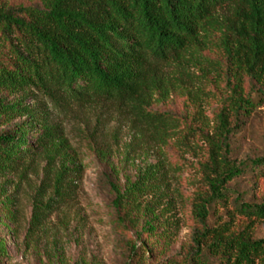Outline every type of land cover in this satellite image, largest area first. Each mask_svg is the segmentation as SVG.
I'll list each match as a JSON object with an SVG mask.
<instances>
[{
	"label": "trees",
	"instance_id": "trees-1",
	"mask_svg": "<svg viewBox=\"0 0 264 264\" xmlns=\"http://www.w3.org/2000/svg\"><path fill=\"white\" fill-rule=\"evenodd\" d=\"M190 67H198L206 82L224 84L212 134L199 103L205 85L195 81ZM0 87L32 98L38 93L55 108L107 105L142 138L158 143L168 142L180 119L153 111V102L185 94L199 120L188 125L189 132L210 148L202 165L206 188L193 201L199 228L184 258L158 263L147 245H132L122 264H264V238L254 235L264 222V201H245L228 186L244 176L264 179V157L232 159V137L264 100V0H0ZM22 105L0 101L2 123L13 113L32 120L0 133V171L34 157L52 140L49 122ZM37 126L42 132L34 137L35 147L27 136ZM108 155L101 152L120 221L122 210L139 208L138 198L161 179L159 171L146 170L122 189ZM218 210L229 219L211 227ZM6 255L1 247L0 258Z\"/></svg>",
	"mask_w": 264,
	"mask_h": 264
},
{
	"label": "rangeland",
	"instance_id": "rangeland-1",
	"mask_svg": "<svg viewBox=\"0 0 264 264\" xmlns=\"http://www.w3.org/2000/svg\"><path fill=\"white\" fill-rule=\"evenodd\" d=\"M190 68L197 75L195 81L205 85L206 94L199 95V103L205 127L212 134L224 84L206 82L198 67ZM34 95L37 98L0 87L1 102L22 101L21 109L45 118L53 131L52 140L38 147L34 157L0 171V248L7 251L0 264H122L132 245L140 248L143 244L156 254L158 263L184 258L199 228L193 218V201L206 188L202 165L210 154L203 139L189 132L188 125L199 120L194 119L196 108L188 97L172 94L167 101L153 102V111L180 119L168 142L158 143L142 138L139 129L107 105L71 102L55 108L38 93ZM30 121L27 115L13 113L9 123L0 119V133L25 122L28 127ZM41 132L37 126L28 134V144L36 147L34 137ZM232 143V159L238 163L264 157V100ZM101 152L109 154L116 169L114 180L122 189L146 170L159 171L161 180L138 198L140 207L124 208L120 221L115 195L106 185L105 175L110 172ZM228 186L245 201H264V179L244 176ZM144 206L149 211L143 213ZM133 217L135 222H131ZM228 219L218 210L209 225L220 226ZM234 222L236 230L240 219ZM254 235L264 238V222L254 228Z\"/></svg>",
	"mask_w": 264,
	"mask_h": 264
}]
</instances>
